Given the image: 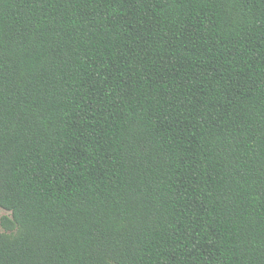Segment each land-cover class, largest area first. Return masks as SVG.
Listing matches in <instances>:
<instances>
[{
    "label": "trees",
    "instance_id": "obj_1",
    "mask_svg": "<svg viewBox=\"0 0 264 264\" xmlns=\"http://www.w3.org/2000/svg\"><path fill=\"white\" fill-rule=\"evenodd\" d=\"M0 264H264V0H0Z\"/></svg>",
    "mask_w": 264,
    "mask_h": 264
},
{
    "label": "rangeland",
    "instance_id": "obj_2",
    "mask_svg": "<svg viewBox=\"0 0 264 264\" xmlns=\"http://www.w3.org/2000/svg\"><path fill=\"white\" fill-rule=\"evenodd\" d=\"M6 214H7L6 212H4L3 210H0V216L6 215ZM0 231H2L1 228H0Z\"/></svg>",
    "mask_w": 264,
    "mask_h": 264
}]
</instances>
